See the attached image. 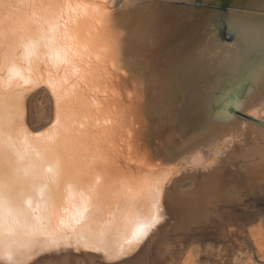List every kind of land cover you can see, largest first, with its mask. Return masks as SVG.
Masks as SVG:
<instances>
[{"label":"bare ground","instance_id":"6f19581e","mask_svg":"<svg viewBox=\"0 0 264 264\" xmlns=\"http://www.w3.org/2000/svg\"><path fill=\"white\" fill-rule=\"evenodd\" d=\"M155 1L31 0L6 26L0 264L181 260L264 189V0L223 22Z\"/></svg>","mask_w":264,"mask_h":264},{"label":"rangeland","instance_id":"374dc122","mask_svg":"<svg viewBox=\"0 0 264 264\" xmlns=\"http://www.w3.org/2000/svg\"><path fill=\"white\" fill-rule=\"evenodd\" d=\"M199 228L183 239L181 260L168 255L163 263L264 264V189L244 197L240 205L221 208L214 223ZM155 262L149 264H163Z\"/></svg>","mask_w":264,"mask_h":264},{"label":"snow or ice","instance_id":"6c2138e0","mask_svg":"<svg viewBox=\"0 0 264 264\" xmlns=\"http://www.w3.org/2000/svg\"><path fill=\"white\" fill-rule=\"evenodd\" d=\"M31 0H0V37H3L6 26L17 23V13L23 7H31ZM57 116L61 115L64 110V104L57 103ZM26 117V108H25ZM56 117H54L55 119ZM9 179V172L6 167L0 168V180L7 182ZM158 219V216L154 218L153 223ZM151 224H145L137 229L138 232L143 233Z\"/></svg>","mask_w":264,"mask_h":264},{"label":"water","instance_id":"95a60500","mask_svg":"<svg viewBox=\"0 0 264 264\" xmlns=\"http://www.w3.org/2000/svg\"><path fill=\"white\" fill-rule=\"evenodd\" d=\"M159 2H161L162 0H158ZM158 1H155V2H158ZM177 2H175L174 5H176V11L178 10L179 12H190V10L192 11V13L194 14L193 11H198L199 9V12L200 10L203 11L202 8V5L203 3H206V1L208 0H175ZM228 1L229 2V5L232 6V7H247V9L251 8L250 6H248L247 4L246 5H242L243 3H248L250 0H211L209 3H208V6H210L209 8H206L208 10H210V12H212V14H215L216 16H218V19L221 20V22L225 21V12L221 9L222 6L224 7L223 3ZM243 2V3H242ZM157 5L161 6L160 7V13L162 14H165L166 16H168L170 13L172 14L173 12L170 10L169 7L171 6H165L164 4H160V3H157ZM242 5V6H241ZM259 9V8H258ZM260 10H263V9H260ZM166 11H169L167 14L165 13ZM264 11V10H263ZM228 39V38H227ZM227 39H225L226 42Z\"/></svg>","mask_w":264,"mask_h":264}]
</instances>
